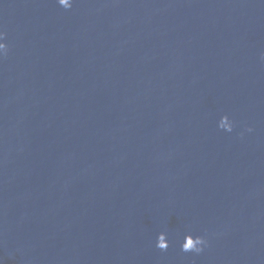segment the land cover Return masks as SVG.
<instances>
[{"label":"water","instance_id":"1","mask_svg":"<svg viewBox=\"0 0 264 264\" xmlns=\"http://www.w3.org/2000/svg\"><path fill=\"white\" fill-rule=\"evenodd\" d=\"M0 31V264H264V0H0Z\"/></svg>","mask_w":264,"mask_h":264},{"label":"clouds","instance_id":"2","mask_svg":"<svg viewBox=\"0 0 264 264\" xmlns=\"http://www.w3.org/2000/svg\"><path fill=\"white\" fill-rule=\"evenodd\" d=\"M59 5H61L65 9H70L73 6V0H58ZM5 33L0 31V57L6 56L9 51L8 44L6 43L5 39ZM262 58H264V55H262ZM224 125H221L223 127ZM235 126L234 120H232L229 117L228 122V132H232L233 128ZM247 131H252L251 126L247 128ZM191 238V242L189 243L188 240ZM165 240H167V243H165ZM208 240L204 235L200 234H194L191 231H187L183 235V240L181 242V249L184 252H193V253H200L204 250V248L207 246ZM169 246V241L167 239V233L164 231H161L157 234L156 239V247L159 249H167Z\"/></svg>","mask_w":264,"mask_h":264}]
</instances>
